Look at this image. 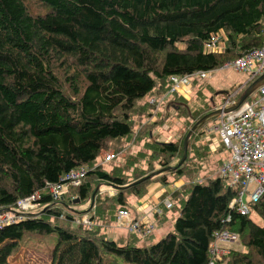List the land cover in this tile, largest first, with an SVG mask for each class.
Listing matches in <instances>:
<instances>
[{
    "label": "trees",
    "instance_id": "1",
    "mask_svg": "<svg viewBox=\"0 0 264 264\" xmlns=\"http://www.w3.org/2000/svg\"><path fill=\"white\" fill-rule=\"evenodd\" d=\"M35 1L47 8L44 14L34 12ZM220 31L222 48L204 51L209 36ZM263 40L264 0H0V210L36 192L45 205L0 227V264H10L24 234L50 233L57 235L50 264H108L109 255L131 264H264V194L242 216L228 209L236 192L218 175L171 194L170 210L178 207L179 214L154 244L139 246L142 238L130 233L119 242L99 231L107 202L118 205L115 212L127 210V196L146 191L147 180L117 187L151 171L123 163L127 143L152 124L148 100L165 95L172 76L211 72ZM171 96L163 102L168 108ZM210 111L192 114L191 121ZM145 146L158 163L166 156L165 166L179 152L176 141ZM101 151L124 153L101 164ZM81 167L80 183L67 184L54 201L48 186ZM170 172L183 175L181 167ZM157 181L167 183L164 176ZM96 184L117 191L101 201L97 190L93 213L71 209L75 198L89 200ZM84 214L89 227L79 220ZM223 229L237 234L243 250L232 245L211 262L213 234Z\"/></svg>",
    "mask_w": 264,
    "mask_h": 264
},
{
    "label": "built area",
    "instance_id": "2",
    "mask_svg": "<svg viewBox=\"0 0 264 264\" xmlns=\"http://www.w3.org/2000/svg\"><path fill=\"white\" fill-rule=\"evenodd\" d=\"M224 36L217 32L209 36L203 44V50L215 52L222 48ZM225 69H232L239 73L248 75V79L254 80L264 73V40L260 47L254 48L236 59L226 62ZM208 72H197L195 74L170 78L171 86L163 96H153L148 100L150 105H159L166 98L190 85V78L198 76L205 78ZM238 89L225 95L226 100L219 103L217 108H223L234 103L238 95ZM215 108V109H217ZM218 135L221 145L229 152V157L222 162L216 175L225 179L229 189L236 192L228 204L230 211H235L244 216L251 212V205L256 203L264 194V83L256 89V95L251 100L247 98L235 110L222 113L217 116L211 127ZM123 155L122 151H106L101 154V163H107ZM84 168L70 170L61 178L62 184L48 186V191L54 201H58L67 191V184L78 185L85 173ZM200 183V182H199ZM39 194L18 200L13 207L0 210V227L11 224L25 218L26 215L38 212L45 205L38 202ZM166 209L172 206L171 201L164 199L161 202ZM156 215H161L160 208L154 209ZM229 220V218H226ZM86 226L92 225L86 217L79 219ZM116 226L124 228L127 233L139 237H147L152 226L143 224L139 220L130 217L126 209H118L115 216ZM78 223V219H75ZM238 242L236 233L226 229L214 232L209 247L211 262L219 261L221 256L228 252L234 243Z\"/></svg>",
    "mask_w": 264,
    "mask_h": 264
},
{
    "label": "rangeland",
    "instance_id": "3",
    "mask_svg": "<svg viewBox=\"0 0 264 264\" xmlns=\"http://www.w3.org/2000/svg\"><path fill=\"white\" fill-rule=\"evenodd\" d=\"M33 9L36 14H44L47 10V8L44 5H42L40 2L37 1L34 2ZM247 79H248L247 74L239 73L232 69H225L221 66L216 70L208 72L205 78H199L198 76L195 75L192 76L190 78L191 81L190 85L183 86V89L174 93L171 96V100H172L171 104L173 107H170L168 111H164L165 110L164 106L160 109V104L157 106L156 105L153 106L152 111H155L156 113L159 114L157 116V119L158 122L160 121V127L156 128L157 140L159 142H171L175 140L176 143L179 145V152L172 159L167 160L168 162L167 166H175L181 158L182 140L184 138L183 135L186 134V132L193 123V121H191L192 114L198 113L200 111L202 113L204 112V110L212 111V109L217 108V106H219V103L225 97V94L227 92L232 93L235 89H238L240 91L242 87L245 86L244 84L248 81ZM255 95H256V90L249 97H247V101L254 98ZM165 113H166V118L167 117L169 118L168 120H166L168 121L167 126L163 125L162 118H160V115L162 116ZM180 117L183 118L182 120L183 122H181L182 128H177L173 122L174 121L173 119H177ZM214 120H215L214 118L209 119L202 126H200V128L196 132H194L191 135L187 144L186 158L184 162L181 165H179V167H181V170L183 172L182 176L174 175L170 171L160 172L159 174H156L148 178L146 182V186L150 182L157 181L160 176H164L166 180H169L171 178L176 179L180 177L183 179L184 183L187 182L189 183L192 181L201 183L202 181H204V179L207 177V173L213 170V168L216 167L218 164V159H216L213 156V154H211V152L209 153V150L212 147V142L215 139V135H216L215 131L211 129ZM134 146L132 147V145H130L126 152V155L128 156L125 157V160L123 161L125 165H128L129 163L131 165L136 164L135 165L136 169L143 168L146 171L151 170L149 171V173H147V175L153 173L156 170H160L167 167L165 166L166 156H161L164 159L163 162L165 163V164H161L158 163L157 161L159 159V156L156 157L157 155L156 153H153L149 149H145L146 152L137 151V153H134L133 152ZM102 153L103 151L100 152V154ZM145 153H147L148 155L151 154L152 156V158L149 157L150 162L148 165H146L147 160L145 156L147 155ZM104 168L108 169L107 166H104ZM131 175L133 176L134 173H132ZM97 185L99 186L97 195L100 197L101 201L104 200L105 195L111 193V195L108 196H112L117 191L115 188L104 184H96L94 185V187H96ZM94 197L93 199L86 200L84 203L81 204H79L78 202L74 203L71 209H73V207H79L76 205H82L81 208L84 210L82 212H86L88 210L90 211V209H92L93 207H94L93 210L95 211L96 207L98 206V202H94ZM128 197H130V195H128L127 198ZM107 205L108 208L107 211L105 212L106 214L105 216L107 218L105 219L102 218V219L105 224L108 223L109 220H111V224H112V222H116V221H114L115 217L112 218L110 216L112 214H115L118 205H115L113 201L112 203L107 202ZM73 210L80 213L79 208H75ZM250 216L256 222L262 223V219L259 218L257 215H255V213H252V215ZM84 217L88 218L86 214H84ZM104 223L103 225H105ZM113 227H114L113 229L114 231L121 233V231L116 230V228L122 229L124 233L127 234L124 228L116 226L115 223L113 224ZM172 229H173L172 225H168L166 226V228H164L162 234ZM99 231L100 233L106 231L107 233L105 235L110 239V237L107 235L111 231L110 228L105 229L102 227L99 229ZM151 233L152 235L150 236ZM151 233L147 236L148 238L146 237L145 239H143L141 237L142 239H139L137 245L149 246L151 244L156 243L163 237L162 235L158 236L157 231L156 230L153 231V228L151 230ZM24 235L23 238H21V240L19 241L18 249L11 257H9L8 262L10 264H50L51 252L57 241V235L55 233H50L42 236H35V235L24 236ZM232 248L235 251L243 250V248L239 245V242L237 243L235 242ZM108 258H109L108 264H131V263L123 262L122 259L119 257H113L109 255ZM227 261L228 259L224 263H226Z\"/></svg>",
    "mask_w": 264,
    "mask_h": 264
},
{
    "label": "crops",
    "instance_id": "4",
    "mask_svg": "<svg viewBox=\"0 0 264 264\" xmlns=\"http://www.w3.org/2000/svg\"><path fill=\"white\" fill-rule=\"evenodd\" d=\"M168 102L165 103V104L164 103L160 104V109L164 106V108H165L164 111H168V109H169L167 107ZM152 113H153V116L149 119V121H151L152 124L151 125H147L145 127V132L142 134V136L140 137L139 140H135L134 138L131 139L127 143V146L125 147V149L128 150L131 141H134L133 144H131L132 147H133L135 145V143H136V145L133 148V152L134 153H137V151L146 152L145 149H148V148H146L145 145L148 142H152V141L153 142L154 141L155 142H159L157 140V131H156V128L160 127V121L158 122V119H157V116L159 114L154 116V114H156V112L152 111ZM143 118H144V114L141 115V119L142 120H143ZM160 118H162L163 125L167 126L168 121H166V120H168L169 118L168 117L166 118V113L163 114L162 116L160 115ZM173 120H174L173 122H174V124H175V126L177 128H182V123L181 122H183L182 121L183 118L180 117V118L173 119ZM171 142H175V140H173ZM104 152H106V151H103V153ZM210 152H211V154H213V156L216 159H218L217 166L214 167L213 170L209 171V174H207V176L209 175V176L213 177L218 172V169H219L220 165L222 164V162L229 157V152L221 145L219 137H218L217 134L215 135V139L212 142V147L209 150V153ZM145 154L148 155L147 153H145ZM148 156H150V155H148ZM218 157H220V158H218ZM98 158H99L98 159L99 163H101V154L100 153H99ZM101 164H103V163H101ZM187 183H184L183 179L180 178V177H178L176 179H172L171 178V179L167 180L166 184H163V183H161L159 181L150 182V183L147 184L146 191H145L143 196H141L139 198H135V197H132V196L128 197L127 204H128V206L129 205L130 206L128 207L127 211H128V213L130 214V216L132 218H134L136 220H139L143 224H147L148 223L149 225H151L152 228H153V231L154 230L157 231V235L158 236H160V235L164 236L166 233L169 232L168 231V232L162 234V232H163L164 228H166V226L172 225V228H173L174 221H175L176 217L179 214L178 213L179 212V208L178 207L177 208H173L172 210L166 209L161 202L164 199H168L169 201H171L170 200L171 199L170 198L171 194H173L175 191L178 192V191L184 189ZM108 195H111V193H109ZM182 197H183V199L186 198L185 195H183ZM76 206H79V207H73V209L79 208L80 212L84 211L81 208L82 205H76ZM93 208L90 209V212H92V213H93ZM156 208H160L162 210V214L161 215H156L154 213V209H156ZM77 213H79V212H77ZM115 216H116V214H115ZM114 221H115V219H114ZM114 223L116 224V222H112V224H111V222L109 221V223L105 224L103 226V228H105V229H109L110 228V230L112 231V232L110 231L109 234H107L110 237V239H114L116 241L123 242L124 239L126 238L127 234L124 233V231L122 229H117L116 228V230L121 231V233H118V232L114 231L113 230L114 229V227H113ZM98 224L101 225V223H98ZM259 224H261V223H259ZM106 233L107 232L105 231V232H103L101 234H106ZM152 233L150 234V236L152 235ZM145 238H143V239H145Z\"/></svg>",
    "mask_w": 264,
    "mask_h": 264
},
{
    "label": "water",
    "instance_id": "5",
    "mask_svg": "<svg viewBox=\"0 0 264 264\" xmlns=\"http://www.w3.org/2000/svg\"><path fill=\"white\" fill-rule=\"evenodd\" d=\"M264 83V73H262L261 75H259L258 77H256L254 80H252L244 89L243 91L240 93L239 97L237 98V100L228 105V106H225L223 108H217V109H214L206 114H204L203 116H201L198 120H196L191 126L190 128L188 129V131L186 132L184 138H183V141H182V155H181V158L180 160L178 161V163L175 165V166H167L163 169H160V170H156L154 171L153 173L149 174V175H146L144 177H141L133 182H131L130 184H127V185H124V186H120V187H117L118 189H126V188H129L131 186H134V185H137V184H140L142 182H144L145 180H147L148 178L156 175V174H159L160 172H164V171H171V170H174L175 168L179 167V165H181L185 158H186V152H187V144H188V141L191 137V135L196 132L200 126H202L206 121H208L209 119H215L217 116H219L220 114L222 113H227V112H231L233 110H235L236 108H238L241 103L247 98L249 97L261 84ZM225 93V92H224ZM99 186L97 185L94 189V191L91 193V197L90 199H93L94 195H95V192L98 190ZM74 203H77L79 202V200L77 198L74 199L73 201Z\"/></svg>",
    "mask_w": 264,
    "mask_h": 264
},
{
    "label": "clouds",
    "instance_id": "6",
    "mask_svg": "<svg viewBox=\"0 0 264 264\" xmlns=\"http://www.w3.org/2000/svg\"><path fill=\"white\" fill-rule=\"evenodd\" d=\"M148 104H149V103H148ZM152 106H155V105H152ZM133 136H135V134H134Z\"/></svg>",
    "mask_w": 264,
    "mask_h": 264
},
{
    "label": "bare ground",
    "instance_id": "7",
    "mask_svg": "<svg viewBox=\"0 0 264 264\" xmlns=\"http://www.w3.org/2000/svg\"><path fill=\"white\" fill-rule=\"evenodd\" d=\"M154 227V226H153Z\"/></svg>",
    "mask_w": 264,
    "mask_h": 264
}]
</instances>
